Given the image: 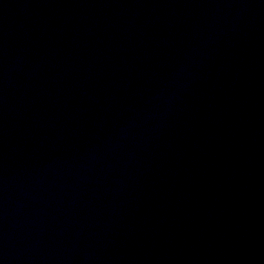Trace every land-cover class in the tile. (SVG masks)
<instances>
[{
    "label": "water",
    "instance_id": "obj_1",
    "mask_svg": "<svg viewBox=\"0 0 264 264\" xmlns=\"http://www.w3.org/2000/svg\"><path fill=\"white\" fill-rule=\"evenodd\" d=\"M0 264H264V0H0Z\"/></svg>",
    "mask_w": 264,
    "mask_h": 264
}]
</instances>
